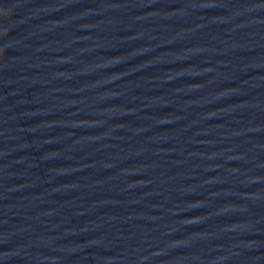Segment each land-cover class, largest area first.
I'll use <instances>...</instances> for the list:
<instances>
[{
    "label": "water",
    "instance_id": "obj_1",
    "mask_svg": "<svg viewBox=\"0 0 264 264\" xmlns=\"http://www.w3.org/2000/svg\"><path fill=\"white\" fill-rule=\"evenodd\" d=\"M0 264H264V0H0Z\"/></svg>",
    "mask_w": 264,
    "mask_h": 264
}]
</instances>
